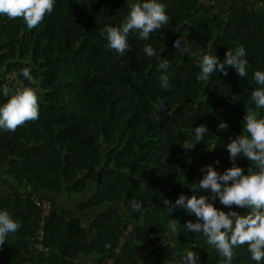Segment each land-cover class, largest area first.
I'll return each instance as SVG.
<instances>
[{
	"label": "trees",
	"instance_id": "1",
	"mask_svg": "<svg viewBox=\"0 0 264 264\" xmlns=\"http://www.w3.org/2000/svg\"><path fill=\"white\" fill-rule=\"evenodd\" d=\"M212 1L158 0L168 24L147 40L130 32L124 56L109 49L100 32L121 24L127 0H55L31 30L22 18L0 16V105L9 98L5 85L10 96L22 86L39 95L37 120L14 132L0 130V185L6 186L0 210L21 224L0 246V264H183L188 250L199 264H224L202 234L184 227L194 216L178 206L169 213L163 204L175 205L182 193L191 197L201 168L212 165L222 174L232 167L226 145L242 134L247 109L264 119V109L251 100L260 87L253 74L264 71V0L260 6L233 0L227 19ZM178 38L193 55L174 47ZM145 45L157 55L147 57ZM239 47L246 50V77L229 68L227 76L217 72L197 81L202 55L223 62L228 49ZM165 59L169 68L161 71ZM24 68L34 85L24 79ZM162 75L169 77L168 90L160 87ZM221 122L228 128L217 131ZM202 124L209 131L193 148L194 129ZM236 164L248 174L247 158ZM54 194L65 203L55 202ZM35 198L49 202L44 217ZM132 200L141 211H133ZM215 207L248 211L218 198ZM233 251L232 264H256L246 245Z\"/></svg>",
	"mask_w": 264,
	"mask_h": 264
},
{
	"label": "clouds",
	"instance_id": "2",
	"mask_svg": "<svg viewBox=\"0 0 264 264\" xmlns=\"http://www.w3.org/2000/svg\"><path fill=\"white\" fill-rule=\"evenodd\" d=\"M54 4L55 0H0V16H6L9 20L22 18L31 30L43 21L45 15L53 11ZM127 4L129 13L121 24L105 25L100 32L107 47L121 56L131 50L128 42L130 32L138 33L140 40H147L151 33L162 29L169 22L165 6L158 0L143 2L127 0ZM174 47L193 55L191 47L183 38H178L174 42ZM212 47L213 42L209 40L207 49L211 51ZM144 52L149 58L157 55L150 45L144 46ZM247 64L244 47H239L235 51L228 49L223 62L215 55L204 54L198 63L200 72L197 81L207 82L212 74L217 72L227 76L229 68L235 69L239 77H246ZM159 68L166 71L169 62L166 59L161 60ZM22 75L30 85L36 83L29 68H24ZM253 79L260 87L251 92V100L256 109H264V71H255ZM160 87L164 90L169 89L168 75L160 77ZM10 91L7 85L2 88L3 96L9 98L6 103L0 105V130L14 132L25 123L39 118V95L35 88L28 86L16 89L11 96ZM257 116V112L247 109L243 118L242 134L226 145L232 167L221 174L212 165H207L201 168L204 173L203 179L190 188L194 193L191 197L182 193L175 201V205L167 199L163 200L164 208L168 209L169 213L178 206L195 217V222L188 221L184 227L189 232L202 234L206 238V243L219 252L224 264H232L233 250L245 245L256 264L264 261V119H258ZM153 118L159 120V116L154 115ZM227 128L228 124L221 122L217 131ZM208 131L207 125L204 124L195 127L193 148L204 141ZM241 156L251 162L248 174H244V170L236 164ZM200 190H210L211 197L197 195ZM217 198L225 207L247 208V214L240 215L236 211L225 212L218 209L215 207ZM131 207L133 211H141L142 205L132 200ZM20 227L21 224L12 219L7 210H0V246L5 243L10 233H16ZM168 227L171 233H177L175 222L169 221ZM181 259L183 264H199L200 261L193 250H188Z\"/></svg>",
	"mask_w": 264,
	"mask_h": 264
},
{
	"label": "built area",
	"instance_id": "3",
	"mask_svg": "<svg viewBox=\"0 0 264 264\" xmlns=\"http://www.w3.org/2000/svg\"><path fill=\"white\" fill-rule=\"evenodd\" d=\"M200 1H202L205 4L211 3L210 0H200ZM35 199H36L35 200L36 205L41 208V213H42L41 216L44 217L49 212V202L47 200H44V199H37V198H35ZM46 201L48 202V205L46 204ZM42 224H43V221H40V225H42ZM38 233H39L40 237H42L43 231L41 229L38 230Z\"/></svg>",
	"mask_w": 264,
	"mask_h": 264
},
{
	"label": "crops",
	"instance_id": "4",
	"mask_svg": "<svg viewBox=\"0 0 264 264\" xmlns=\"http://www.w3.org/2000/svg\"><path fill=\"white\" fill-rule=\"evenodd\" d=\"M256 2H259L258 4H259V6L261 5V2L259 1V0H255ZM216 2L218 3V0H216ZM235 2H233L231 5L229 4V5H227V6H232L233 4H234ZM226 6V7H227ZM225 8V7H224ZM229 8V7H228ZM228 8H226V9H228ZM220 10L221 11H223V8H220ZM259 11H260V9H258ZM6 189V186L5 185H0V193H2L4 190ZM58 202L57 203H60V202H62V203H65V200H64V197L62 196V195H59L58 196ZM57 201V200H56ZM88 212L87 213H89V212H95V211H97V208H93V209H90V210H87ZM83 260L84 261H86L87 259L86 258H83Z\"/></svg>",
	"mask_w": 264,
	"mask_h": 264
},
{
	"label": "rangeland",
	"instance_id": "5",
	"mask_svg": "<svg viewBox=\"0 0 264 264\" xmlns=\"http://www.w3.org/2000/svg\"><path fill=\"white\" fill-rule=\"evenodd\" d=\"M232 3H233V0H218L217 6H218V8H223V11L222 12L224 14H226V10H227L226 8L230 7V6H227V5H229V4L231 5ZM260 11H261V9H260ZM51 195H53V194H51ZM58 196L59 195H55L54 194V200H55V202H58L59 201L58 200ZM46 204L48 205V202L47 201H46Z\"/></svg>",
	"mask_w": 264,
	"mask_h": 264
},
{
	"label": "water",
	"instance_id": "6",
	"mask_svg": "<svg viewBox=\"0 0 264 264\" xmlns=\"http://www.w3.org/2000/svg\"><path fill=\"white\" fill-rule=\"evenodd\" d=\"M225 15H226V14H225ZM225 15H224V17L227 19L228 16H227V15L225 16Z\"/></svg>",
	"mask_w": 264,
	"mask_h": 264
}]
</instances>
